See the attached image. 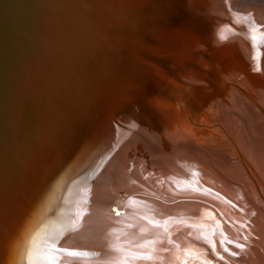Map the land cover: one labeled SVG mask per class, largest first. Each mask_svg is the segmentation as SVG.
Masks as SVG:
<instances>
[{"label": "bare ground", "instance_id": "6f19581e", "mask_svg": "<svg viewBox=\"0 0 264 264\" xmlns=\"http://www.w3.org/2000/svg\"><path fill=\"white\" fill-rule=\"evenodd\" d=\"M255 4L0 0V130L10 85L16 97L0 134V264H29L52 237L89 264H262L250 243L264 249ZM232 145L224 184L200 155Z\"/></svg>", "mask_w": 264, "mask_h": 264}, {"label": "snow or ice", "instance_id": "6c2138e0", "mask_svg": "<svg viewBox=\"0 0 264 264\" xmlns=\"http://www.w3.org/2000/svg\"><path fill=\"white\" fill-rule=\"evenodd\" d=\"M251 31L255 33L257 30L252 29ZM219 35L222 40L228 39V35L226 32H221ZM262 38H264V34H260L259 36L252 35L249 37H245V39L249 41L254 49L253 60L255 61V63L253 65V68L256 71L260 70L259 61L261 54L259 52V46ZM57 239L58 238L56 237H52L49 240L42 241L39 248V255L36 256L33 260L29 261V264H61V261H63L64 264H89L88 253L58 249L56 247ZM148 243L153 242L150 241ZM144 246L146 245H140V247ZM213 247H215L214 244ZM152 259L153 257L148 254L133 255L130 259L127 256H122L118 261L114 262V264H133V262L136 260L150 261Z\"/></svg>", "mask_w": 264, "mask_h": 264}, {"label": "rangeland", "instance_id": "374dc122", "mask_svg": "<svg viewBox=\"0 0 264 264\" xmlns=\"http://www.w3.org/2000/svg\"><path fill=\"white\" fill-rule=\"evenodd\" d=\"M255 5L257 6V8H259L260 13L263 11L262 13L264 15V8L262 7L263 5H258V4H255ZM243 11L248 12V13L251 12V10L248 8H244ZM183 96H184L183 97L184 100H186V102H188L189 101L188 95L183 93ZM210 98H213V97H210ZM205 103L207 105L206 110H210L214 114L217 112V104H218L217 100L208 99V100H206ZM203 113H204V110L201 112V115L199 116V118H201L202 120L200 121L201 122L200 125H199V123L196 124L197 127H203L205 124H203L202 122L211 121V118L204 117ZM212 120H215V118H212ZM257 129L260 131H264V118H262L261 121L259 123H257ZM216 134H218L217 135L218 140L215 139L214 141L212 140V142H217L222 137V135L220 133H216ZM251 137H252V139L258 141L259 142L258 144L264 145V134H262V133L252 134ZM209 148L213 149V152H211L209 156H205L201 153L202 156L200 155V157L202 158V160L205 164H207V163L209 164L206 166V168L213 169L216 173L219 170H222L223 176H221V177L218 176V177H216V179L218 181L224 183V184L228 183V177L225 176L224 169L228 166V163L231 161L230 158H232V161H233L234 157L237 158L236 149L238 148V146H237V148H236V146H233V145L231 148H222V147H216V146L215 147H209ZM214 149H218L219 151L218 150L214 151ZM197 151H200V150H197ZM225 179H226V182H225ZM259 200L262 201V208L264 209V203H263L264 200H261V198ZM250 243H251V245L256 246L259 249L260 253L255 254V257L260 263L264 264V249L254 241H252Z\"/></svg>", "mask_w": 264, "mask_h": 264}, {"label": "water", "instance_id": "95a60500", "mask_svg": "<svg viewBox=\"0 0 264 264\" xmlns=\"http://www.w3.org/2000/svg\"><path fill=\"white\" fill-rule=\"evenodd\" d=\"M6 27V26H5ZM19 30H20V27H19ZM15 52H16V56L18 55V53L20 52L19 50V46L16 47L15 49ZM13 54V53H11ZM13 56V55H12ZM15 56V57H16ZM14 56L11 57L8 61V64L10 63V67L8 69V74H7V77L9 75V79L11 78V75H12V79H13V82H15V78H17V73L18 71H16V58ZM22 57H23V52H22V55L20 57V61L22 60ZM7 64V65H8ZM0 65L2 66H5V55L0 59ZM11 81V80H10ZM15 93V90H14V87H12V85H10L9 87V99H8V104L6 105L7 107V110L9 111L10 115L8 117V120L6 119V122L4 123V125L2 126L1 130H0V134H2V136H4L5 134V131L7 130V128L9 127V125L12 124V119L15 120L14 116H13V107H14V104L16 102V97L14 98L13 95ZM18 94V93H17ZM20 95V94H19ZM12 112V113H11ZM14 123V121H13ZM1 144V143H0ZM6 145V144H5ZM4 147V146H3ZM6 147V146H5ZM3 151V150H2Z\"/></svg>", "mask_w": 264, "mask_h": 264}]
</instances>
